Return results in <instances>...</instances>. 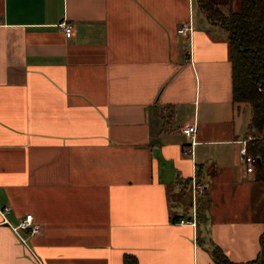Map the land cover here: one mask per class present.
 I'll return each mask as SVG.
<instances>
[{"label":"crops","instance_id":"0c3cea01","mask_svg":"<svg viewBox=\"0 0 264 264\" xmlns=\"http://www.w3.org/2000/svg\"><path fill=\"white\" fill-rule=\"evenodd\" d=\"M0 22V207L40 226L22 241L0 217V264H217L209 241L233 264L256 256L263 185L238 155L251 107L198 0H0ZM193 174L194 227L174 222Z\"/></svg>","mask_w":264,"mask_h":264},{"label":"trees","instance_id":"16d2710c","mask_svg":"<svg viewBox=\"0 0 264 264\" xmlns=\"http://www.w3.org/2000/svg\"><path fill=\"white\" fill-rule=\"evenodd\" d=\"M198 0L209 19L219 23L226 34L228 57L231 64V94L233 101H246L251 107L245 136L247 153L254 157V177L264 191V0ZM222 5H227L224 13ZM197 210L200 211V208ZM198 216L200 212H197ZM259 249L247 264H264V193ZM209 253L217 264H233L223 250L209 241ZM126 259V255H125Z\"/></svg>","mask_w":264,"mask_h":264},{"label":"built area","instance_id":"2783aa9c","mask_svg":"<svg viewBox=\"0 0 264 264\" xmlns=\"http://www.w3.org/2000/svg\"><path fill=\"white\" fill-rule=\"evenodd\" d=\"M1 23V22H0ZM60 28L64 32L65 36L70 37L73 30V24L70 21L62 20L60 23ZM191 26L186 23H182L181 26L177 29L179 33H185L187 29H190ZM195 131L196 124L191 123L183 126L181 128V132L190 139L189 146L184 150L185 153H190L192 144L195 142ZM250 138V136H244L239 139V148L238 155L241 162L244 165V168L247 172L254 171V157L247 153L246 150V142ZM189 188H190V197H191V214L189 217H179L174 222L179 225L189 224L191 226L196 225V201L199 196H201L205 191V184L199 178L193 174L189 180ZM11 208L7 205L0 207V217L1 221L9 224L15 234L22 240L25 241L27 238L31 236H35L40 231L39 223L33 220L31 213H26L19 221L13 225L9 218L8 214Z\"/></svg>","mask_w":264,"mask_h":264}]
</instances>
